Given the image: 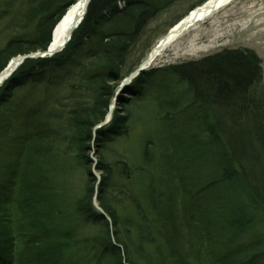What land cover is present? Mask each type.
<instances>
[{"label": "trees", "instance_id": "obj_1", "mask_svg": "<svg viewBox=\"0 0 264 264\" xmlns=\"http://www.w3.org/2000/svg\"><path fill=\"white\" fill-rule=\"evenodd\" d=\"M78 1L0 0V28L6 34L0 73L12 59L46 51L55 27ZM184 1L93 0L62 54L26 60L3 84L0 264H264V234L252 232L259 220L264 223V73L257 53L224 50L142 73L118 98L109 125L97 129L135 71L125 68L149 24ZM160 71L188 87L189 100L166 108V118L198 109L215 161L214 174L196 190L184 184V160L175 161L179 192L166 206L152 182L145 184V204L121 188L126 163L108 165L104 155L128 136L130 106L152 88ZM92 147L100 157V183L88 156ZM71 151L88 179L73 204L61 176L65 164L57 159ZM96 196L111 222L95 209ZM229 198L233 211L217 219L215 209L225 213ZM125 201L134 214L121 218Z\"/></svg>", "mask_w": 264, "mask_h": 264}, {"label": "rangeland", "instance_id": "obj_2", "mask_svg": "<svg viewBox=\"0 0 264 264\" xmlns=\"http://www.w3.org/2000/svg\"><path fill=\"white\" fill-rule=\"evenodd\" d=\"M200 2L201 0L179 2L152 21L132 50L125 68L126 73L130 69L137 71L149 59L151 52L158 47L159 41L164 39L169 31L178 25L179 21L185 19L190 11L199 6ZM5 35L0 28V48L6 43ZM235 49H246L257 53L263 63L264 73V0H236L232 6L223 9L221 13L201 23L196 29L180 38L163 54L160 60L152 64L146 71L181 66L184 63L213 57L224 50L234 51ZM150 86L152 88L150 87L151 89L147 90L140 100L136 99L130 106L129 110L133 112V117L128 125V136L111 146L104 155L108 165L115 166L117 162L121 161L126 163L129 171L120 183L121 188L126 192L132 191L137 197L140 196L141 202L145 204L147 202V186L145 184L152 182L156 192L165 195L166 206L167 201L179 192L180 184L174 182L178 179V173H174L175 161L180 158V160L188 162L185 166V163L180 161L181 173L185 178L184 184L190 190H196L201 182L204 183L212 177L215 172V161L213 151L205 144L204 129L200 123L201 115L198 116V109H188L189 111H183L182 114L166 118L170 112L166 108L176 101L189 100L185 96L188 87L175 78L166 76V73L162 71L154 75ZM123 93L119 97H122ZM61 152L57 159L58 162L62 159L67 170V172L66 170L61 171V176L63 175L62 178L66 181L69 191L67 198L72 204L77 203L86 189L85 184L88 179L85 169L78 167L79 161L76 153L71 151L72 153L64 156ZM175 152L179 156L175 155ZM97 154V150L92 147L88 156L96 164L93 175L98 180L95 173L101 178L102 173L97 170L98 160H100ZM146 156L151 160L150 165L146 161ZM148 165L153 166L150 169ZM117 167L122 171V167ZM186 167L190 170L185 176L183 171ZM223 192V195L230 196L231 194L228 191L223 190ZM206 198L208 199V197ZM231 201L229 198L230 207L226 209L225 213L221 214L218 208L215 209L214 214L217 219L231 214L234 209ZM132 213L134 214V207H130V203L125 201L123 207L119 209L121 218ZM252 232L263 235L264 223L259 220ZM249 235L245 236L247 239L243 240L248 241ZM140 264H144V262L141 260Z\"/></svg>", "mask_w": 264, "mask_h": 264}, {"label": "bare ground", "instance_id": "obj_3", "mask_svg": "<svg viewBox=\"0 0 264 264\" xmlns=\"http://www.w3.org/2000/svg\"><path fill=\"white\" fill-rule=\"evenodd\" d=\"M235 1L236 0H209L207 4L205 3L204 5L200 6L198 9H194L190 11V14L185 18L186 21L184 22V24H180V23L185 19L179 21L178 25H176L175 27H173V29H171L174 31L170 34L171 36H170L169 44H167L165 49L160 52L159 57L156 58L152 64L160 60V58L163 57V54L168 49H170V47L173 46V44L179 41L180 38L185 36L187 33L191 32V30L196 29L201 23L211 19V17L215 16L216 14L221 13L223 9L232 6V4ZM86 3L87 0H79L76 4L72 6V8L63 17L62 21L56 26L55 28L56 30L54 31V35L52 37V43L54 48L62 47L66 41L71 39L75 30L78 29L75 26L80 24L79 21L82 20L83 15L86 12L87 9ZM182 28H185V30L182 31L179 35V32L180 30H182ZM163 40L164 39L160 40L159 43ZM8 78H10V76H5L0 81V88L1 86H3L4 82Z\"/></svg>", "mask_w": 264, "mask_h": 264}, {"label": "water", "instance_id": "obj_4", "mask_svg": "<svg viewBox=\"0 0 264 264\" xmlns=\"http://www.w3.org/2000/svg\"><path fill=\"white\" fill-rule=\"evenodd\" d=\"M93 2V0H87L86 6V12L83 15L82 20L79 21V23L81 24L88 12V9L90 8L91 3ZM186 20L182 21L180 24H184ZM79 24V25H80ZM79 25H76L75 27H78ZM185 28H182V30H180L179 35L182 31H184ZM174 30H170L169 33L167 34V36L164 38L163 41H161L158 45V47H156L151 54L149 55V59L143 63V65L141 67H139V70H137L134 74H132L131 76H129L128 80L125 81V83L122 85V88L120 89V93L123 92L124 88H127L134 80L135 78H137L139 76L140 73H143L146 71V69L149 68V66H151V64L155 61L156 58L159 57V54L161 51H163L165 49V47L167 46V44H169L170 42V34L173 32ZM54 35V33H53ZM177 35V36H179ZM70 38V37H69ZM71 41V39H69L68 41H66L62 47L60 48H54L53 47V43L51 44V46L49 47V49L46 52H42V53H37V54H31V56H21L17 59H14L13 61L10 62V66L3 72L0 73V81L5 77V76H12L13 73L19 68L21 67L22 64L25 63L26 60H32V59H46V58H52L54 55L60 54L64 51L65 47L69 44V42ZM9 79V78H8ZM7 79V80H8ZM117 102V101H116ZM115 109V106H113L110 110V114L107 117L106 121L104 122V124H102L100 127H103L107 124H109V121L112 119L113 116V111ZM96 162V161H95ZM95 176L98 178L99 181H101V177L98 176L95 173ZM95 207L100 210L102 212V214L107 218V215L105 214V212L99 208V204H98V199L95 200Z\"/></svg>", "mask_w": 264, "mask_h": 264}]
</instances>
